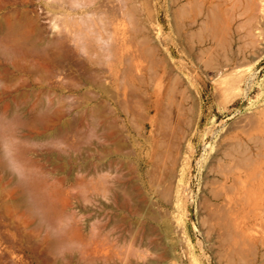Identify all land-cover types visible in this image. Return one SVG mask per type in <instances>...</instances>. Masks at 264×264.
Segmentation results:
<instances>
[{
  "label": "rangeland",
  "instance_id": "1",
  "mask_svg": "<svg viewBox=\"0 0 264 264\" xmlns=\"http://www.w3.org/2000/svg\"><path fill=\"white\" fill-rule=\"evenodd\" d=\"M102 1L14 0L11 7L20 31H27L32 40L26 46L29 55L22 54L25 60H20L21 54L13 55L21 63L18 69L10 63L11 59L5 62L2 57V64L9 71L3 73V69L0 89H9V85L5 86L7 80L6 84H12L10 89L20 93V101L15 116L3 117L7 123L3 127L5 133L2 130L0 135V156L7 152L2 159L9 161L10 150L14 153L18 148L23 133L18 122L24 118L23 108L28 107L27 117L31 121L32 137L35 136L30 140L33 148L30 158H34L32 168L38 170L33 173L32 185L38 189L32 188L29 207L12 202L7 195L12 169L0 167V264H14V260L18 264L19 261L41 264L45 260V264H126L129 259L132 264H159L158 261L160 264H264V0H110L109 12L85 15L89 20L82 14L74 16L70 8V2H75L82 11L89 4L99 5ZM132 6L138 8L137 16ZM88 24L97 27L91 35L98 39H93L95 48L85 50L81 44L84 49L79 46L77 51L57 52V45L51 43L53 39L63 35L77 38L75 30L85 25L88 29ZM94 49L95 54L99 51L95 55H98L96 64L92 61L94 54H89ZM45 50L49 51L48 55ZM132 51L135 53L131 54ZM125 52L130 53L127 55L130 59L136 53L142 56H135V60L133 57L130 62L134 66H131ZM90 55L94 57L91 60ZM84 56L89 65L83 62ZM33 63L38 65L31 68ZM84 63L89 71L97 66L102 74L95 71L97 67L94 72L105 74L102 78H108V85L104 84L109 90L99 84H83L87 75ZM126 63L129 68L138 65L137 71L126 70ZM123 69L124 73L130 72L128 78L121 72ZM135 71L140 74L136 76ZM15 73L17 78L12 80ZM101 76L98 75L99 79ZM173 78L179 80L175 85L178 93L171 85L175 84ZM122 81L131 86H120ZM127 81L140 86L135 87L137 94L133 92L131 99L129 90L134 87ZM172 87L175 93L169 91ZM85 88H89L88 92ZM112 90H116V95ZM142 90L147 92L141 95ZM121 91L126 93L122 95ZM148 92L150 95H145ZM169 96H173V105ZM156 99L160 103L158 110ZM126 100L135 109L134 104L138 103L140 113L132 114L131 106L126 113L120 104ZM177 100L184 102L183 107L180 102L176 104ZM179 109L184 116L182 113L180 116ZM168 110L174 117H169L173 121H168L169 124ZM171 129H176V138L169 136H174ZM163 138L176 147L164 144ZM170 149L173 156L167 153ZM160 150L173 158L161 155L164 153ZM90 161L97 172L100 167L110 169L100 171L104 177L107 173L106 179L110 178L108 182L105 179L109 187L106 193V188L103 189L106 183L97 185L98 173L91 163L92 167H87ZM63 164L66 168L61 167ZM52 166L59 168L57 173ZM79 166L83 168H75ZM248 166L255 172L251 191L245 189V178L227 177L244 172ZM82 169L88 176H83ZM53 172L57 180L60 175L65 182L59 179L58 184ZM14 175L18 177L15 172ZM94 185L102 187L97 191ZM56 188L59 189L53 191ZM49 213L54 216L50 218ZM24 214L28 217L27 224L16 219ZM76 227L81 229L73 232ZM78 230L82 233L76 234L81 237V243L76 235V239L73 234L74 240L69 239L70 231L78 233ZM52 231L57 235V231L63 233L66 240L61 242L63 234L50 237ZM131 237L135 239L131 241ZM88 239L89 246L97 242L98 245L87 247ZM33 245L39 247L38 255L29 250ZM82 246L89 250L87 254L83 252L85 256Z\"/></svg>",
  "mask_w": 264,
  "mask_h": 264
},
{
  "label": "bare ground",
  "instance_id": "2",
  "mask_svg": "<svg viewBox=\"0 0 264 264\" xmlns=\"http://www.w3.org/2000/svg\"><path fill=\"white\" fill-rule=\"evenodd\" d=\"M102 1V0H101ZM110 0H106V1H102L99 5H94L93 3H91V4H89V7H87V9L86 10H82V11H80V8L75 4V2H70V8L73 10V13H74V16H76V15H78V14H82L83 16L82 17H84L85 15L87 16V15H91V14H99V15H101L102 13H107V12H109L110 11V9L111 8H109L108 6L111 4V3H108ZM111 2V1H110ZM14 0H0V75L2 74V72H3V69L5 70L3 73H5L6 71H9V69H8V67L6 66V65H3L2 64V62H3V60H2V57H4L5 59H4V61L6 60H8L9 61V59H11L9 62L12 64V65H14V67H20V61L18 60V59H16L13 55H18V56H20L19 54H21V57H20V60L22 61V59L23 60H25V58H24V54H28L29 52L26 50V46H28V44L31 42V35L27 32V31H20V29H21V26H20V24L15 20V18H14V14H13V10H12V6L14 5ZM18 3V2H17ZM98 4V3H97ZM134 5V4H133ZM111 6V5H110ZM135 7L137 6L138 7V5H134ZM134 6H132V7H134ZM131 7V9H133ZM135 7H134V13H135V10H137V9H135ZM6 11V13L4 14V15H1L3 12H5ZM13 11V12H12ZM112 11V10H111ZM97 12H100V13H97ZM116 13H117V11H115ZM115 12H112V13H115ZM137 12V11H136ZM65 13H67V12H65ZM115 13V14H116ZM131 13H132V10H131ZM133 13V14H134ZM85 16V20H89L90 18H88V17H86ZM134 16V15H133ZM135 16H137L136 15V13H135ZM22 19V18H21ZM136 19V18H135ZM89 22V21H88ZM88 25H90V24H88ZM89 27H90V30H89ZM93 27V24H91L90 26H88V29H87V26L85 25L84 27H81V28H77L75 31H76V33H77V35H78V37L76 38V37H74V36H72V35H63L62 37L60 36V38L58 39V38H56V39H51L52 40V42L51 43H55L56 45H57V47H58V51L57 52H59V53H61V52H65L66 53V51H69V52H73V50H76L77 51V49H78V47L79 46H81V44L84 46V48H85V50H86V47H87V50H90V49H93V48H95L94 47V44L95 43H93V42H95L96 40H98V39H96L95 40V37L96 36H91V35H94V33L92 34V31H94V29L96 30V28L97 27H95V28H92ZM75 28H73V30H74ZM99 29V28H98ZM105 29H107V26L105 25ZM98 31H100V30H98ZM95 32V31H94ZM97 32V31H96ZM98 33V32H97ZM98 35H100L99 33H98ZM38 36V35H37ZM36 37V36H35ZM36 39V38H35ZM95 41H94V40ZM48 42V41H47ZM49 43H50V41H49ZM117 44V43H116ZM119 45H121L120 43H118ZM38 45V44H37ZM97 45V44H96ZM50 46H51V44H50ZM52 46H55V45H53L52 44ZM97 46H99V45H97ZM97 46H96V48H97ZM35 47V46H34ZM34 47H33V49H34ZM39 47H43V46H39ZM45 47V46H44ZM57 47H53V48H57ZM100 47H101V45H100ZM79 48H82V46L81 47H79ZM84 48H82V49H84ZM89 48V49H88ZM119 48H121L120 46H119ZM98 50H99V47L97 48ZM122 49H123V47H122ZM138 49V48H137ZM35 50V49H34ZM33 50V51H34ZM37 50V49H36ZM57 50V49H56ZM97 50V51H98ZM118 50V49H117ZM117 50H115L114 51V55L115 56H117V58H118V55L116 54V52H117ZM44 51V50H43ZM43 51H41V54L43 53ZM96 51V52H97ZM120 51V50H119ZM134 51H136V49L134 50ZM134 51H132V53L131 54H133V52ZM140 50H138V52H139ZM45 52H46V50H45ZM44 52V53H45ZM47 52L49 53V51L47 50ZM47 52H46V55H48L47 54ZM68 52V53H69ZM78 52H79V50H78ZM90 52V51H89ZM92 53H89V54H94L93 56H95L96 54L94 53L95 52V49H94V51H91ZM30 53H32V51L30 52ZM65 53H64V56H65ZM67 53V54H68ZM88 52H86V54H87ZM118 53H120V52H118ZM135 53V52H134ZM141 53V52H140ZM139 53V54H140ZM24 56H23V55ZM72 54V53H71ZM77 54H79V53H77ZM88 54V55H89ZM125 56H126V59L129 57H127V55H129L128 53H126L125 52ZM29 55V54H28ZM36 55H38V54H36ZM51 55V54H50ZM59 55H61V54H59ZM62 55H63V53H62ZM61 55V56H62ZM68 55H70V53L68 54ZM82 55H85L84 53L82 54ZM88 55H86V56H88ZM119 55H121V53L119 54ZM22 56H23V58H22ZM27 56V55H26ZM54 56V55H53ZM53 56H50V58L51 57H53ZM76 56H79V55H76ZM93 56H91L90 55V60H91V57L92 58H94ZM98 56V55H97ZM97 56H95V60H92L93 62L94 61H96V57ZM124 56V57H125ZM135 56L136 57H138V56H140V55H137V53L135 54ZM135 56H133V57H135ZM141 56H142V54H141ZM140 56V57H141ZM32 57V56H31ZM38 57H40L41 58V56H39L38 55ZM47 58H48V56H46ZM56 57V56H55ZM89 57V56H88ZM87 57V58H88ZM133 57H131V59H130V57L127 59V61L129 62V63H131L130 62V60H132V58ZM133 58L134 60L135 59H137V58ZM44 58V57H43ZM85 58V56L82 58V60H83V62H85L86 61V63H87V60H85L84 59ZM116 58V59H117ZM49 59V58H48ZM52 59V58H51ZM53 59H55V58H53ZM125 59V60H126ZM77 60H78V57H77ZM77 60H75V61H77ZM140 59H138L137 61H139ZM5 61V62H6ZM29 61V60H28ZM38 61H40V60H38ZM53 61V60H52ZM81 61V59L79 60V61H77V62H80ZM98 61V60H97ZM48 62V61H47ZM54 62V61H53ZM76 62V63H77ZM92 62V63H93ZM117 62V61H116ZM134 62V61H133ZM75 63V64H76ZM86 63H84V65L83 66H85L86 67V71L85 72H87L86 74V79L83 81V84H85V85H87V86H90V85H93V84H99V87L100 86H104L105 88H107V86L105 85V84H107L108 83V81H107V79H106V77H105V79L104 78H102L103 76H101L100 74H97V73H99V72H97V71H101L100 69H98V67H97V69H96V67L95 68H92L90 71H89V67L86 65ZM95 64H96V62H94ZM98 63V62H97ZM124 63V62H123ZM137 63H139V62H137ZM9 64V63H8ZM24 63L22 62V65H23ZM88 64V63H87ZM122 64V63H121ZM127 64V67H125L126 68V70H130L131 71V69H134V70H136L137 71V66L138 65H136L135 64V66H136V68H129L130 66H128L129 64L128 63H126ZM36 65H38L37 63H35V66ZM79 65V64H78ZM78 65L76 66V67H78ZM89 65V64H88ZM124 65H125V63H124ZM131 66H134V64L133 63H131L130 64ZM9 66H10V64H9ZM24 66H25V64H24ZM24 66H22V67H24ZM34 66V63H33V66H30L31 68H33V67H35ZM79 66H82L81 65V63H80V65ZM88 67V68H87ZM112 67V66H111ZM110 67V68H111ZM15 68V69H16ZM25 68V67H24ZM23 68V69H24ZM27 68H28V66H27ZM26 68V69H27ZM81 68H83V67H80L79 69L80 70H82V71H84L83 69H81ZM124 68V69H125ZM18 69V68H17ZM29 69V68H28ZM78 69V68H77ZM97 72H94V70ZM108 69V68H107ZM124 69L121 71L122 73H124ZM11 70H13V69H11ZM19 70H21L20 68H19ZM25 70V69H24ZM23 70V71H24ZM93 70V71H92ZM105 70V69H104ZM103 70V71H104ZM113 70V69H112ZM126 70H125V72H126ZM143 70V69H142ZM16 70H14L13 72H15ZM18 71V70H17ZM26 71V70H25ZM28 71H31V69H29ZM111 71V69L108 71V72H110ZM135 71V72H136ZM11 72V71H10ZM12 72V73H13ZM79 72V71H78ZM117 72H119V71H117ZM121 72H120V75H121ZM127 72H129V71H127ZM124 73V77H127V74L128 73ZM132 73H133V70L131 71ZM135 72H134V75H135ZM7 73V72H6ZM11 73V74H12ZM101 74H102V71L100 72ZM105 73V72H104ZM130 73V72H129ZM131 73V74H132ZM171 73V71H169V73L168 74H170ZM80 74V73H79ZM83 74V73H82ZM131 74H129V75H131ZM140 73H137L136 72V76H138ZM167 74V73H166ZM168 74L166 75V76H168ZM2 75H4V74H2ZM15 75H17L16 73L14 74V75H12V80L13 79H15V78H17V77H15ZM98 75L99 76H101V78L99 79V77H98ZM134 75H131L130 77H132V79L134 78L133 76ZM164 74H162V76H163ZM81 76V75H80ZM141 78H142V76H143V73H141ZM139 76V77H140ZM9 78H10V76H8ZM8 77L7 78H5V79H8ZM14 77V78H13ZM83 77V76H82ZM108 77L109 78H111L112 76L109 74L108 75ZM138 77V79H140ZM119 78V77H118ZM128 78V77H127ZM127 78H125V79H127ZM161 78V77H160ZM163 78H165V77H163ZM174 78H175V76H174ZM173 78V79H174ZM176 78L177 79H179L178 78V76H176ZM1 79V78H0ZM11 79H9V80H11ZM80 79V78H79ZM102 79V80H101ZM143 79V78H142ZM142 79H140V82H141V80ZM82 80V79H81ZM105 80V81H104ZM145 80H146V78H145ZM175 80V84H174V82L173 83H171V85L172 86H175V85H177V84H179V83H177L176 84V82L177 81H179V80H176V79H174ZM180 80H181V78H180ZM106 81H107V83H106ZM126 81V80H125ZM124 81V82H125ZM133 81V80H132ZM144 81V80H143ZM147 81V80H146ZM159 81V80H158ZM166 81V80H165ZM182 81V80H181ZM111 82V81H110ZM116 82V81H115ZM127 82H129V81H127ZM6 83H8L7 82V80H6ZM5 83V86H7V85H9V86H7V88H9V89H6V88H4L3 90H1L0 89V135H1V131L3 132V133H5L4 132V129L5 128H3V127H5V124L7 123V121H5L4 119H3V117H7L9 114H12V116H13V114H14V116L18 113V107H19V105H18V103H19V101H20V97H19V95H20V93H19V95L18 94H16V92L14 93L13 91V89L11 90L10 89V85H12L11 83H9V84H6ZM105 83V84H104ZM112 83V82H111ZM129 83H132V82H129ZM143 83H145V82H142V84ZM163 83V82H162ZM165 83V82H164ZM167 83V82H166ZM79 84H80V82H79ZM126 84H128V83H126ZM126 84H124L123 83V81H122V83H121V85L120 86H123V85H125L126 86ZM136 84V83H135ZM145 84H147V83H145ZM174 84V85H173ZM108 85V84H107ZM115 85V84H114ZM131 86V84H128V86ZM132 87H134V89H132V87H130L132 90H129L130 92H131V94L129 93V96L130 95H132L133 96V92H135L134 90H135V87L137 86V85H134L133 83H132ZM81 86H82V84H81ZM124 86V87H125ZM158 85H156V87H157ZM84 87V86H83ZM116 87V86H115ZM138 87V86H137ZM152 87H153V85H152ZM160 87V86H159ZM12 88V87H11ZM109 88V87H108ZM107 88V89H108ZM112 88V87H111ZM119 88H121V87H119ZM129 88V87H128ZM129 88V89H130ZM138 88H140V86L138 87ZM15 89V88H14ZM88 90H89V88H87ZM86 88H85V91L87 90ZM92 89V88H91ZM90 89V90H91ZM103 89V88H102ZM122 89V88H121ZM137 89V88H136ZM160 89V88H159ZM170 89H171V87H170ZM172 89L173 90H169L170 92H172V93H175V89H176V92L178 93L179 92V90H178V87H176L175 86V89H174V87H172ZM105 90V89H104ZM103 90V91H104ZM109 90V89H108ZM165 90V89H164ZM96 90L95 89H93V90H91V92H95ZM112 91H114V95H116V90H112ZM124 91H125V89H124ZM123 91V92H124ZM143 91V90H142ZM86 92H88V91H86ZM90 92V93H91ZM108 92V91H107ZM109 92H111V90L109 91ZM109 92H108V94H109ZM122 91H121V94L123 93ZM147 91L145 90V91H143V92H140V94L141 95H143L144 93H146ZM98 92L96 91L95 92V94H97ZM100 93V92H99ZM126 93V92H125ZM125 93H123L122 95H124ZM176 93V94H177ZM182 93V92H181ZM135 94H137L136 92L134 93V95ZM169 94V93H168ZM176 94H174V97H175V95ZM184 94L185 93H183V96H184ZM99 95V94H98ZM110 95V94H109ZM112 95H113V92H112ZM113 95V96H114ZM145 95H150L149 94V92L147 93V94H145ZM167 95V94H166ZM173 95V94H172ZM97 96V95H96ZM107 96V95H106ZM128 96V97H129ZM132 96H130V99L132 98ZM140 96V95H139ZM139 96H138V98L137 99H139ZM126 97V96H125ZM144 97V96H143ZM170 97V99H171V105H173V102H175L174 100H172V98H173V96H169ZM96 98H98V96L96 97ZM114 98H117V96H114ZM151 98V97H150ZM121 99V98H120ZM122 99H124V96L122 97ZM121 99V100H122ZM127 99V98H126ZM144 99H146V97L144 98ZM175 99H177V98H175ZM184 99V98H183ZM116 100V99H115ZM128 100V99H127ZM126 100V103H123V102H120V104L122 103V105L124 106H122V108L124 109L125 108V110H127L128 108H131L132 109V111H133V113L132 114H138L136 111H138L139 112V110H138V108L140 107L139 106V101H140V99L137 101L138 103L137 104H134L135 105V107H137L136 109L135 108H133L134 106H133V104L132 105H130V104H127V103H129V101H127ZM117 101V100H116ZM123 101V100H122ZM125 101V100H124ZM147 101V100H146ZM178 102H176V104L177 103H179L180 105H182V103H183V105H184V102H181V101H179V100H177ZM141 102V101H140ZM150 102V101H149ZM111 103V102H110ZM151 103H153V102H151ZM129 105L128 107H127V105ZM179 104H177V105H179ZM138 105V106H137ZM183 105H182V107H183ZM127 108H126V107ZM131 106V107H130ZM147 106H148V103H147ZM181 107V108H182ZM110 108H113V107H110ZM121 108V107H120ZM146 108V107H145ZM155 108L158 110L159 108H160V103H159V100L158 99H156L155 100ZM170 108L172 109V107L170 106ZM133 109H135V112L136 113H134V110ZM163 109V108H162ZM170 109V110H171ZM183 109V108H182ZM182 109H179L178 111H179V114H180V116H181V113H180V110H182ZM97 110V109H96ZM124 110V111H125ZM130 110V109H129ZM129 110H127V112L126 113H128V111ZM164 110V109H163ZM170 110H168V115H170V116H168V119H167V114L165 115V117L166 118H164V119H167L166 121L168 122H173L171 119L172 118H174V117H172V112H170L169 113V111ZM30 111V109L28 108V107H24L23 108V113H24V118L23 119H21L19 122H18V125H20V127L22 128V134H21V136H20V143L18 144L17 143V149H15V152L14 153H12V150H10V152H11V158H12V160L13 161H15L16 163L18 162L19 164H17L18 166H19V168H20V170H21V175H18V177H16L15 175H14V172H12V171H9V174H11L12 176L10 177V180H9V182H8V186H10L8 189H7V195H8V199H10L12 202H15V203H19L20 205H22V206H26V207H29V205H30V202H29V195H30V193H31V190H32V188L34 187L33 185H32V177L34 176L33 175V173H35V169H37V168H32L33 167V165H32V159H34V158H30L31 156V154H30V152L33 150V148L32 147H30V140H31V138H33V137H35V136H33L32 137V132H31V121L28 119V117H27V115H28V112ZM99 111V110H98ZM101 111V110H100ZM112 111H114V113H115V109L114 110H112ZM172 111V110H171ZM162 111H160V113H161ZM123 113V112H122ZM122 113H121V115H122ZM140 113V112H139ZM46 114V113H45ZM44 114V115H45ZM124 114V113H123ZM183 114H185V113H182V116H184ZM100 115V114H99ZM103 115V114H102ZM131 115V114H130ZM145 115V114H144ZM160 115V114H159ZM11 116V115H10ZM120 117V116H119ZM118 117V118H119ZM145 117V116H144ZM169 117L171 118V119H169ZM103 119V118H102ZM116 119H117V116H116ZM124 120V119H123ZM159 120V119H158ZM171 120V121H170ZM177 121V120H176ZM169 122H168V124H169ZM148 123V122H147ZM166 123V122H165ZM178 123V125H180V123L179 122H177ZM176 123V124H177ZM105 124V123H104ZM168 124H166L167 125V127H169L168 126ZM112 126H113V124H111ZM125 125L126 124H123V126L125 127ZM171 125H174V124H171ZM170 125V126H171ZM44 126H46V125H44ZM48 127H49V125H47ZM114 126H115V124H114ZM175 126H177V125H175ZM109 128V127H108ZM126 128V127H125ZM46 129V128H45ZM14 130V129H13ZM35 129H33V131H34ZM42 130H44V129H42ZM175 131H176V129H174ZM38 131H40V130H37L36 132L37 133H39ZM111 131V130H110ZM109 131V132H110ZM113 131H115V129L113 130ZM173 130L171 129V132H172ZM175 131H173L174 133V136L173 135H169L171 138H176V132ZM41 132V131H40ZM34 133H35V131H34ZM46 133V132H45ZM169 133V132H168ZM40 134V133H39ZM113 134H116V132H114ZM113 134H111V135H113ZM119 134V133H118ZM167 134V133H166ZM36 135V134H35ZM41 135V134H40ZM42 135H44V134H42ZM48 135V134H47ZM49 136H50V134H49ZM48 136V137H49ZM117 136V135H116ZM119 136V135H118ZM166 137H168L167 135H165ZM165 136H163V137H165ZM173 136V137H172ZM4 137H5V135H4ZM38 137V136H37ZM115 137V136H114ZM113 137V138H114ZM165 137V138H166ZM169 137V138H170ZM41 138V137H40ZM149 138V137H148ZM43 139V138H42ZM45 139V138H44ZM167 139H165L164 140V138H163V142H164V144L167 142L166 141ZM11 141H13L12 139H11ZM160 142H162V141H160ZM173 142V141H172ZM167 143H169L168 144V146H170V143L171 142H167ZM14 144V143H13ZM161 145H159V147L161 146H163V144L162 143H160ZM167 145V144H166ZM171 146L173 147H176L174 144L172 145V143H171ZM170 146V147H171ZM160 147V148H161ZM32 148V149H31ZM166 148V147H165ZM165 148H164V150H165ZM119 149H121V148H119ZM106 150V149H105ZM118 150V149H117ZM106 151H109V150H106ZM169 151H173V150H168L167 151V153H169V154H171ZM110 152H111V150H110ZM160 152L162 153L163 151L162 150H160ZM174 152V151H173ZM172 152V153H173ZM33 153V152H32ZM107 152H105V155H108V153L106 154ZM161 153H158L159 155L161 154ZM164 153V152H163ZM1 155V154H0ZM8 155V153L6 152V153H3L2 154V156L4 157V156H7ZM53 155V154H52ZM104 155V156H105ZM161 155H167V154H161ZM160 155V156H161ZM172 155V154H171ZM171 155H167V156H171ZM2 156H0V167H3L4 169H6V170H9L10 168H11V166H10V164H9V162L8 161H4L2 158ZM146 156V155H145ZM166 156V157H167ZM173 156V155H172ZM171 156V157H172ZM106 157V156H105ZM104 157V158H105ZM162 157V156H161ZM102 158V157H101ZM170 158V157H169ZM173 158V157H172ZM96 159V158H95ZM100 159V158H99ZM163 159H165L164 157H163ZM163 159H162V161L161 162H163ZM168 159V158H167ZM37 161H39L38 159H36ZM96 160H98V159H96ZM166 160V159H165ZM169 160V159H168ZM53 161H55V159H53ZM99 161H101V160H99ZM149 161V160H148ZM34 162H36V161H34ZM33 162V163H34ZM94 162V161H93ZM96 162V161H95ZM94 162V163H95ZM145 162V161H144ZM167 161H165L164 162V166L166 167V163ZM38 163H40V162H38ZM56 163H57V161H56ZM90 163H91V161L89 162V166H87V167H90L91 165H92V163H91V165H90ZM107 163H109V162H107ZM36 164H37V162H36ZM35 164V166H39V165H36ZM53 164H55V163H53ZM60 164V163H59ZM110 164V163H109ZM44 166H45V164H43ZM61 165V164H60ZM41 166H42V164H41ZM41 166H39V167H41ZM56 166V165H55ZM83 166V165H82ZM93 166V169H94V165H92ZM91 166V167H92ZM98 166V165H97ZM96 166V164H95V168L97 167ZM101 166V165H100ZM99 166V167H100ZM104 166V165H103ZM141 166V165H140ZM62 168L63 167H65L64 166V164H63V166H61ZM60 167V169H62ZM73 167V166H72ZM71 167V168H72ZM106 167V166H105ZM108 167H111V165L110 166H108ZM160 167V166H159ZM162 167V166H161ZM160 167V168H161ZM45 168H47V170H48V168L49 167H45ZM53 168H55V169H53ZM66 168V167H65ZM64 168V169H65ZM75 168H80V166L79 167H75ZM81 168H83V167H81ZM80 168V169H81ZM84 168H86L85 167V164H84ZM101 168L102 167H100V171H101ZM104 168V167H103ZM102 168V169H103ZM164 168V167H163ZM44 169V168H43ZM51 169H53V171H58L59 170V168L56 170V167H53L52 166V168ZM70 169V168H69ZM74 169V168H73ZM72 169V170H73ZM98 169V168H97ZM107 170H108V168H106ZM105 168H104V171L106 172L107 170H106ZM141 169V168H140ZM166 170L168 169V166L165 168ZM47 170H45V171H47ZM50 170V169H49ZM85 170V169H84ZM84 170L82 169V173H83V176H85V175H87V172H84ZM88 170L90 171L91 169L90 168H88ZM87 169H86V171H88ZM95 170L96 169H94V172H95ZM148 170V169H147ZM165 170V171H166ZM38 171V170H37ZM36 171V172H37ZM67 170L65 169V172H66ZM74 171V170H73ZM78 171H80V170H78ZM88 171V172H89ZM99 171V170H98ZM97 172V170H96V172L98 173V175H99V179L98 180H96V181H98L97 182V185H104V183H106V182H108V180L110 179V178H108V179H106V176H108L107 175V173H105V177H104V173H101V172ZM108 171H110V169L108 170ZM163 171V170H162ZM51 172H52V170H51ZM55 172H53V173H55ZM72 172V171H71ZM75 172H77V170L75 171ZM81 172V171H80ZM145 172H147V171H145ZM39 173V172H38ZM38 173H37V175H38ZM57 173V172H56ZM56 173H55V179L57 178L56 177ZM67 173H69V172H67ZM67 173H66V175L65 176H67ZM100 173H101V177H100ZM163 173V172H162ZM40 174V173H39ZM46 175H47V172H46ZM45 175V177H47L48 175H49V173H48V175L46 176ZM58 175H59V173H58ZM57 175V176H58ZM69 175H71L72 176V173H69ZM73 175H74V173H73ZM91 175H93V173H91ZM103 175V176H102ZM110 175V174H109ZM255 175V172L253 171V169H252V167L251 166H248L247 168H246V170H244V172H241V173H239V174H237V173H232V174H230V175H228L227 177L228 178H233L234 180H243V178H245V182H246V184H245V189H246V191H251V190H253V178L255 177L254 176ZM49 176H52V175H49ZM64 176V175H63ZM83 176H81V178L83 177ZM88 176V175H87ZM146 176H148V175H146ZM162 176V175H161ZM35 177H37V176H35ZM59 177H60V175H59ZM58 177V180L59 179H62L61 177L59 178ZM68 177V176H67ZM70 177V176H69ZM68 177V178H69ZM73 177V176H72ZM103 177V178H102ZM109 177V176H108ZM71 178V177H70ZM101 178V179H100ZM63 179L65 180V178L63 177ZM61 180V181H64V180ZM102 179H104L103 180V183L101 182V180ZM105 179H106V182H105ZM57 179H56V181H58ZM83 182L84 181H86V178L84 179V177L81 179ZM100 180V181H99ZM55 181V182H56ZM61 181H58L59 183L58 184H60V182ZM78 181H79V179H78ZM65 182V181H64ZM101 182V183H100ZM159 183H157L158 185L157 186H159L160 185V181H158ZM79 183H82V182H80L79 181ZM96 183V182H95ZM156 183H154V185H156ZM58 184H55V185H58ZM49 185V184H48ZM47 185V187H49ZM55 185H53V186H55ZM106 186H107V183L105 184ZM95 187H97V188H95V190H97L98 191V188H101L102 186H96V185H94ZM106 186H104V190H105V188H106V190L104 191L105 193H106V191H107V188H109L108 186L106 187ZM35 187H38V186H36L35 185ZM34 187V189H38V188H35ZM47 187H45V190H46V188ZM40 189V188H39ZM57 189H59V188H56V190H53V191H57ZM109 190V189H108ZM47 191L49 192L50 191V189H47ZM52 190H51V192H53ZM50 193V192H49ZM129 194V193H128ZM127 194V195H128ZM128 196H130V194L128 195ZM127 196V197H128ZM127 200H131L130 199V197H129V199L127 198ZM125 203H128V202H126V199H125ZM124 203V204H125ZM127 205V204H126ZM125 206V205H124ZM123 206V207H124ZM126 207V206H125ZM127 207H128V205H127ZM126 207V209L127 210H130V209H128ZM130 208H133V206L132 207H130ZM138 209V208H137ZM140 211H141V209H140ZM138 212V211H137ZM136 211L134 212L133 211V213H137ZM139 213V212H138ZM137 213V214H138ZM51 213H49V217L51 218L52 217V215L54 216V214H51ZM126 214H127V212H126ZM125 214V215H126ZM46 216H48V214H47V212H46ZM133 216V215H132ZM27 216H25V214L22 216V217H18V218H16V219H18V220H21V222H23V223H25V224H27V219H28V217L26 218ZM49 217H48V219H49ZM128 218H127V216H126V219L125 220H127ZM49 221H50V219H49ZM52 221H53V219H52ZM130 222H133V220L132 221H130ZM129 225V224H128ZM127 225V226H128ZM132 224L130 223V226H131ZM134 227V226H133ZM75 228V227H74ZM72 229V231L73 230H77V229H81V227H79V228H77L76 227V229ZM130 228V227H129ZM128 228V229H129ZM41 229V228H40ZM39 229V233H40V231L42 230H40ZM72 231H70L71 232V235H69L68 237H69V239H71L72 238V240H74L73 239V236L74 235H78V234H82V233H79L80 231L78 230V233H72ZM82 231V230H81ZM131 231H132V233H133V231L134 230H132L131 229ZM130 231V232H131ZM58 232V235H62L63 233H59V231H57ZM61 232V231H60ZM69 232V231H68ZM67 232V233H68ZM69 232V233H70ZM74 232V231H73ZM129 232V233H130ZM51 233H52V235H51ZM51 233H49L50 234V237H55V234H56V237L58 238V235H57V233L55 232V233H53V231L51 232ZM132 233H130V236H133L134 234H132ZM72 234H73V236H72ZM132 234V235H131ZM68 235V234H67ZM76 235V236H77ZM85 234H84V232H83V236H84ZM62 236H64V234L62 235ZM62 236H59V237H62ZM72 236V237H71ZM128 236H129V234H128ZM49 236H47V238H48ZM78 238L76 239V237L74 236V238L76 239V240H79L80 239V243H81V237L79 238V236H77ZM86 237V236H85ZM134 237V236H133ZM56 238V239H57ZM87 238V237H86ZM60 239H62V241L61 240H58V242L59 241H61V242H63V240H66V237L64 236V239H63V237L62 238H60ZM84 240H85V238H83ZM82 239V240H83ZM127 239V238H126ZM129 240V242H130V237L128 238ZM135 239V238H134ZM133 239V240H134ZM83 240V241H84ZM87 240V239H86ZM89 240V239H88ZM132 240V237H131V241H133ZM83 241H82V243H83ZM127 241V242H128ZM1 242V241H0ZM16 242V241H15ZM19 242H21V245H23L24 246V242L23 241H20L19 240ZM79 242V241H78ZM90 242H91V240H89V243L88 242H86V245H87V247H93L92 246V244L93 243H91V246H89L88 244H90ZM98 243V242H97ZM96 243V245H98ZM132 245H133V243H134V241L133 242H130ZM85 244V243H84ZM83 244V246H85ZM131 244H130V246H131ZM82 245V244H81ZM80 245V246H81ZM95 245V246H96ZM129 245V244H128ZM1 246V245H0ZM83 246L80 248L81 250V252H82V255H84L85 256V254H87L86 252H87V248L85 247V248H83ZM95 246H94V248H95ZM98 248H99V246H97ZM94 248L93 249H91V250H94ZM98 248H96L95 250H98ZM128 248H129V246H128ZM127 248V249H128ZM131 248V247H130ZM132 249L133 250H131V251H133L132 252V254L133 255H135V250H134V247L132 246ZM29 250H31V251H33V254L35 253L36 255H38L39 253H40V249H39V247L38 246H29ZM94 250V251H95ZM129 250V252H131ZM128 251V250H127ZM83 252L85 253V254H83ZM1 253H2V251H1V247H0V255H1ZM88 253H89V250H88ZM142 253H144V252H142ZM131 254V253H130ZM130 254H129V256H130ZM133 255H131V256H133ZM140 255H142V254H140ZM40 256V255H39ZM129 256H128V259H129ZM41 257V256H40ZM145 257H146V255H145ZM154 257V256H153ZM157 257V256H156ZM39 259V258H38ZM38 259H36V262H37V260ZM134 259V258H133ZM142 259H145V258H143L142 257ZM148 259V258H147ZM147 259H145L146 261H148ZM40 260V259H39ZM44 260V259H43ZM145 260H142V261H145ZM15 262H16V260H14ZM13 261V262H14ZM46 261V260H45ZM45 261H43L44 262V264H45ZM128 260H126V262H127ZM129 261H130V259H129ZM127 262V263H129V264H132V263H130V262ZM145 261V262H146ZM13 262H11V263H13ZM14 262V264H18L17 262L15 263ZM20 262V264H21V261H19ZM41 262V261H40ZM39 262V263H40ZM43 262H41V264L43 263ZM125 262V263H126ZM153 262V261H152ZM159 262V264H160V261H158ZM26 263V262H25ZM24 263V264H25ZM126 263V264H127ZM149 264H150V262H148ZM27 264H28V262H27ZM143 264H145V263H143Z\"/></svg>",
  "mask_w": 264,
  "mask_h": 264
},
{
  "label": "clouds",
  "instance_id": "3",
  "mask_svg": "<svg viewBox=\"0 0 264 264\" xmlns=\"http://www.w3.org/2000/svg\"><path fill=\"white\" fill-rule=\"evenodd\" d=\"M9 164L11 166L12 171H14L17 175H21V170L17 163L11 159V153H9Z\"/></svg>",
  "mask_w": 264,
  "mask_h": 264
}]
</instances>
